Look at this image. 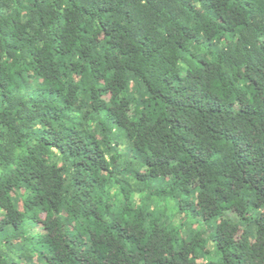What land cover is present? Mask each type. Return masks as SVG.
<instances>
[{"label": "trees", "instance_id": "1", "mask_svg": "<svg viewBox=\"0 0 264 264\" xmlns=\"http://www.w3.org/2000/svg\"><path fill=\"white\" fill-rule=\"evenodd\" d=\"M0 264H264V0H0Z\"/></svg>", "mask_w": 264, "mask_h": 264}, {"label": "rangeland", "instance_id": "2", "mask_svg": "<svg viewBox=\"0 0 264 264\" xmlns=\"http://www.w3.org/2000/svg\"><path fill=\"white\" fill-rule=\"evenodd\" d=\"M216 228V223L215 222H210L208 226L205 227L206 230V235H210L215 231Z\"/></svg>", "mask_w": 264, "mask_h": 264}]
</instances>
